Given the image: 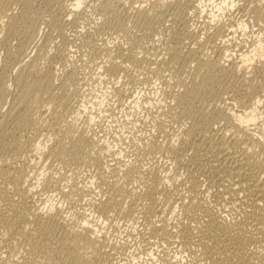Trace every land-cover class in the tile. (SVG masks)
I'll return each instance as SVG.
<instances>
[{
    "label": "rangeland",
    "instance_id": "374dc122",
    "mask_svg": "<svg viewBox=\"0 0 264 264\" xmlns=\"http://www.w3.org/2000/svg\"><path fill=\"white\" fill-rule=\"evenodd\" d=\"M202 1L85 0L75 11L73 0H0V89L12 85L0 139L18 137L12 150L3 144L4 159L29 167L36 213L96 228L112 255L103 264H208L204 210L233 219L239 206L196 172L193 150L211 127L264 150V17H254L264 0H237L223 14L222 0H204V12ZM36 60L41 76L20 103V75ZM67 126L100 144L85 153L52 141ZM189 226L203 228L191 243L179 233Z\"/></svg>",
    "mask_w": 264,
    "mask_h": 264
},
{
    "label": "bare ground",
    "instance_id": "6f19581e",
    "mask_svg": "<svg viewBox=\"0 0 264 264\" xmlns=\"http://www.w3.org/2000/svg\"><path fill=\"white\" fill-rule=\"evenodd\" d=\"M73 1L74 3L71 5L75 11L79 10L85 3V0ZM214 1L209 0L211 4ZM236 1L222 0V2L218 5L214 4V6L218 10V14H223L225 8L235 7L237 5ZM203 2L204 0L199 4L202 11L204 9ZM72 12L74 11L72 10ZM212 16H214V13H212ZM254 17H264V8L260 6L258 11L256 10ZM240 24L239 29L245 33L248 30V26L244 22ZM259 41V47H261L263 40L261 41L259 38ZM22 52L23 50L20 54ZM24 53L25 51L22 54ZM242 58L244 61H250L248 54L241 55ZM37 62L39 60L34 61L30 65L27 75H20L21 92L18 96V102L20 103L27 100L30 89L37 85L34 82L41 76ZM8 86H10L11 90V83ZM10 90L6 85L2 86L0 99L8 96ZM229 112L234 121H242V115L237 116L232 110H229ZM255 118L252 116L251 122ZM221 121L223 120H218L215 123L220 124ZM28 122V116H20L18 125L24 127ZM190 125V130L199 128L193 123ZM212 129V127L207 128L203 136H200V143H195L197 145L193 151H195L196 159L191 162H197L195 164L199 168L196 172L200 173L206 183L208 182L210 186L219 191L217 194L219 193L221 198L224 195H228L226 193H229L231 199L234 200L232 203L238 202L239 209L237 208V216L233 217V219L223 216L219 209L216 211L204 210L203 219L200 221L205 220L206 222H204L206 226L203 225L206 227L204 232L206 237L201 239L206 240L207 238V240H199L200 243L196 242L199 243L202 255L208 264H264V150L259 148L253 136L249 137V139L255 142H250L249 144L235 136H233L235 139L230 141V137L227 138L226 134L220 131L221 129L218 131L216 128V132ZM16 133L17 127L15 129ZM60 137L67 138L74 143H81L83 145L82 152L85 153H90L94 147H98L100 144L96 139L93 140L91 137L88 138L87 135L78 134L70 126L61 127L52 141H58ZM17 138L15 137L14 140L9 142L5 141V139H0V264H101L104 261H110L112 255L106 251L107 242H105V238L103 240L97 234L98 231L93 228L94 226L89 227L91 224L89 226L86 224L81 227L78 226L80 229H76L58 210L56 213L48 211L45 214L41 212L38 214V209V213L34 211L32 190L28 189L27 185L25 186L26 179H28L26 171H28L29 167H27L28 169L26 167L17 168L18 166H14V161L4 159L10 155L11 151L6 152L2 147L3 144L8 143L7 148L12 150L13 146L18 144ZM108 149H111L110 145H108ZM78 157L81 158V156ZM130 165L131 167L127 168L129 171L138 168L136 161ZM154 178L156 179V181L154 180V186L159 187L163 183L166 184V182L162 183L157 175ZM196 185L197 183L195 182L194 186ZM195 188H192L193 194L196 192ZM121 195L118 196L121 197ZM228 196L226 197L228 198ZM128 198L124 195V199L127 200ZM224 200L225 202L227 201L226 198ZM220 202L222 203V201ZM233 204L232 207H234ZM197 219L199 218H196V222L198 221ZM199 222L195 225L200 226ZM196 226L194 229L193 226L184 227L179 231V233L181 232L180 237L187 239V242L190 241L191 243L196 233L193 231L199 229ZM203 226L201 225L200 228ZM154 232L156 231L154 230ZM200 236L203 237V235Z\"/></svg>",
    "mask_w": 264,
    "mask_h": 264
}]
</instances>
